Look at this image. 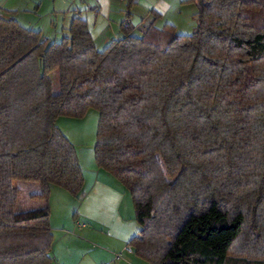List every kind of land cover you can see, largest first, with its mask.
Wrapping results in <instances>:
<instances>
[{"label":"trees","instance_id":"trees-1","mask_svg":"<svg viewBox=\"0 0 264 264\" xmlns=\"http://www.w3.org/2000/svg\"><path fill=\"white\" fill-rule=\"evenodd\" d=\"M186 1L193 33L135 36L124 0L122 36L102 51L79 17L55 41L0 9V264H51V189L76 197L84 183L55 122L89 109L94 162L141 228L137 258L264 264V0Z\"/></svg>","mask_w":264,"mask_h":264},{"label":"crops","instance_id":"crops-1","mask_svg":"<svg viewBox=\"0 0 264 264\" xmlns=\"http://www.w3.org/2000/svg\"><path fill=\"white\" fill-rule=\"evenodd\" d=\"M80 6L64 14L61 30L53 37L64 35L72 18L87 22L90 34L97 44L106 47L119 39L120 23L124 18V0H81ZM132 9V35L141 36L150 24H158L165 0H135ZM15 17V16H14ZM21 25V24H20ZM41 32V31H40ZM58 34V35H57ZM45 37V36H44ZM50 39V38H48ZM83 173L82 190L76 197L74 212L68 227L50 229L53 236L51 264H147L132 250L125 251L129 241L139 231L129 192L117 180L99 169L95 162H79ZM58 188V187H56ZM51 189V195L53 194ZM118 256V257H117Z\"/></svg>","mask_w":264,"mask_h":264},{"label":"rangeland","instance_id":"rangeland-1","mask_svg":"<svg viewBox=\"0 0 264 264\" xmlns=\"http://www.w3.org/2000/svg\"><path fill=\"white\" fill-rule=\"evenodd\" d=\"M81 0H0V9L12 12L13 17L22 26L35 31H41L46 38L59 41L60 35L55 38L64 25L63 18L67 11L80 6ZM162 17L158 18L157 27L162 29L165 25L174 26L178 35H190L196 28L197 4L186 0H165L162 8ZM137 18L132 20L135 23ZM102 51L105 47L97 44ZM54 90H58L56 74L50 75ZM98 112L89 109L81 119L59 117L55 125L60 132L73 144L78 161L82 164L94 162L93 146L98 124ZM20 185L19 183H17ZM25 196L31 190L25 188ZM51 211V223L56 227H68L74 212L76 200L63 190L53 189V194L48 200ZM24 206L19 205L17 212L23 211Z\"/></svg>","mask_w":264,"mask_h":264},{"label":"built area","instance_id":"built-area-1","mask_svg":"<svg viewBox=\"0 0 264 264\" xmlns=\"http://www.w3.org/2000/svg\"><path fill=\"white\" fill-rule=\"evenodd\" d=\"M125 251L130 252V251H131V247H130V246H126ZM117 257H118V256H117Z\"/></svg>","mask_w":264,"mask_h":264}]
</instances>
